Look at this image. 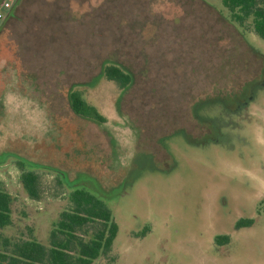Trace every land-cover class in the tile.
I'll return each mask as SVG.
<instances>
[{"label":"rangeland","instance_id":"obj_1","mask_svg":"<svg viewBox=\"0 0 264 264\" xmlns=\"http://www.w3.org/2000/svg\"><path fill=\"white\" fill-rule=\"evenodd\" d=\"M0 15V235L48 246L79 187L119 228L92 264H264V41L221 0H0ZM70 91L104 122L74 115Z\"/></svg>","mask_w":264,"mask_h":264},{"label":"trees","instance_id":"obj_2","mask_svg":"<svg viewBox=\"0 0 264 264\" xmlns=\"http://www.w3.org/2000/svg\"><path fill=\"white\" fill-rule=\"evenodd\" d=\"M221 3L234 24L241 28L249 27L264 41V0H221ZM102 77L121 89L131 82L130 75L116 66L105 67ZM67 100L74 115L95 123L104 122V118L79 92L70 91ZM16 164L23 191L29 199L38 201V175L22 162L17 161ZM11 204V196L0 183V230L12 224ZM68 205L49 233L48 246L35 239L14 240L0 235V264H92L101 256H107L119 228L105 200L92 191L76 187L69 192ZM253 222V219H240L234 229L250 227ZM214 242L223 246L230 243V238L228 235L215 236ZM108 262L114 264V259L110 258Z\"/></svg>","mask_w":264,"mask_h":264},{"label":"built area","instance_id":"obj_3","mask_svg":"<svg viewBox=\"0 0 264 264\" xmlns=\"http://www.w3.org/2000/svg\"><path fill=\"white\" fill-rule=\"evenodd\" d=\"M2 6H3L4 9H10V7H11L10 3L6 2V1L2 4ZM0 18H1V15H0Z\"/></svg>","mask_w":264,"mask_h":264},{"label":"flooded vegetation","instance_id":"obj_4","mask_svg":"<svg viewBox=\"0 0 264 264\" xmlns=\"http://www.w3.org/2000/svg\"><path fill=\"white\" fill-rule=\"evenodd\" d=\"M191 112H194V111H191ZM105 203H106V201H105Z\"/></svg>","mask_w":264,"mask_h":264}]
</instances>
